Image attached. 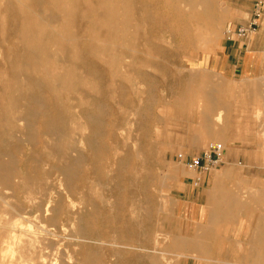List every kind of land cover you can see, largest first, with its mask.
<instances>
[{"label": "rangeland", "instance_id": "1", "mask_svg": "<svg viewBox=\"0 0 264 264\" xmlns=\"http://www.w3.org/2000/svg\"><path fill=\"white\" fill-rule=\"evenodd\" d=\"M148 1L149 0H95L94 3V0H0V106H2L0 107V166L6 167L5 169L11 171L10 184H6L0 174V202L1 200L3 201L1 202L2 206L0 205V241H2L0 242V264H27V260H29V264H43L40 256L42 254L47 255L50 250L49 248H45L44 235L46 233L41 230L42 227L48 228L51 230V233L56 231L62 232L60 233V235H62L60 237H62L64 242L60 247L63 248L61 249L62 252H64V258L68 259L67 255L74 253L71 254L73 259L70 264H78L76 258L78 259L77 250H79V248L77 247H79L78 245L82 241L78 230L81 222V211L84 209L82 202H86V200L89 208H92L88 205L89 203L93 202L92 204H95V207H93V217L95 216V219L98 221L100 234L104 232L105 235H109L105 236L104 233H102V236H100L103 240H99V233L97 236L92 232H88L87 234L92 237V239L91 237L88 239L90 240L89 244H92L90 248L87 247L89 250L94 249V246L100 243L96 245L95 248L101 253V259L98 264H113V262H118L116 264H143L144 262V264H151L150 257H155L159 262L161 261L162 264H166V262L161 259V254L158 252L156 253V245L154 244V237L156 235L167 236L168 240H171V242L176 240L174 247H168L167 249V244L170 243L168 241L166 245L161 244L159 247L157 246L159 249L158 251L165 252V256L172 261L177 260V264H185L192 256L197 257V255L195 253L192 254L190 250L191 234L193 233L194 236L196 235L197 224L190 221L192 209L189 206L190 203L181 202L176 196V189L179 186V182L182 180L183 171L188 170L179 162L177 154L183 152L187 155H201L210 143L218 142L226 147L227 138H230L231 145L243 153L244 161L242 165L253 167L256 172L258 171L260 173L258 177L260 178L261 192L263 194L261 208L263 211L261 210V212L264 216V78L232 80L226 78L214 68L209 67V61L215 58L221 50L223 40L225 38L228 39L225 34L226 26L229 23L240 25L236 21L237 18L236 15H234L232 7L237 0H219L218 5L224 10H222L223 21L221 20L219 24V27L220 25L222 27H220L221 30L218 29L215 36L204 31L201 35L196 33L191 39L181 38V34L172 26L171 17L164 6L165 0H160V2L158 0H152V5L150 4L151 2ZM149 14L159 16V19H162L160 20L161 23L159 24V21L152 20L148 16ZM253 18L252 10V16L248 23H250ZM163 21L166 22L163 23ZM261 22L262 20L259 22L260 25ZM148 40L151 42V47ZM25 47L27 48L25 49ZM160 47L161 49L165 48L161 50ZM10 48H12V50ZM156 52H158L159 55H157L158 53L156 54ZM136 71L137 73H135ZM184 85H186V87ZM180 90H184L182 91L183 93ZM88 92L91 94H89L87 98L85 95L86 93L88 95ZM93 97L94 99H92ZM51 98L54 99V101ZM37 104H40L42 107L37 106ZM95 104H99L100 106L97 107ZM29 106L33 108L32 110L34 112L31 113L27 119H24L26 110H28ZM57 106L60 109H58ZM101 107L103 108L99 109ZM56 109L60 111L57 112ZM218 109L219 112H222V115L224 114L220 122L221 124H216L215 121L216 114L219 113L217 112ZM53 110H55V112ZM14 111H17V113ZM44 111L49 113L45 114L43 113ZM99 111L102 114L99 113ZM54 113L55 115L58 114V117L55 116ZM88 113H90L89 116H87ZM44 115L46 117H44ZM97 115H99L98 118H96ZM6 117H8V119ZM60 117L65 119L63 120ZM90 117L96 118L97 120H92ZM45 119L50 121L53 120L52 124L55 123L54 127L56 130L60 127L58 129H63V132L58 130L51 134L52 136L46 133L49 135L47 136L45 134ZM10 120L14 122L10 123ZM32 120H34L33 125L30 124ZM89 120H91V122ZM24 121L27 122V126ZM92 121L97 125L94 126ZM34 122H36V125ZM37 122H40V124ZM40 125H43V128ZM20 126L23 127L21 128ZM7 127L9 129H7ZM220 128L223 129L220 130ZM64 129H67V132ZM77 131L79 134H77ZM27 134L29 136L35 134L34 136H30V139L34 138V140L31 139L28 141L27 139H29V136L25 138ZM57 134V138L60 140H57L58 142L56 141V144L54 139H57ZM61 134H64V136ZM94 134L99 136L96 138ZM42 135L44 137H42ZM209 135L210 137H208ZM85 136L90 140L88 138L85 139ZM100 136H107V139H105V137L102 139ZM74 138L75 141L72 140ZM35 139L39 141L34 142ZM25 141L28 142L26 143ZM60 141L66 143H61ZM83 141H85V143ZM114 141L117 142L118 145L115 144ZM50 144L51 146L53 145L52 148L49 146ZM17 145L20 147L19 150ZM66 146H68V149H66ZM128 146H131L130 149L127 148ZM80 147L81 149H79ZM87 147L91 148L90 152L87 150ZM96 147L99 153L94 149ZM105 147H107V149ZM32 149L35 150L33 151ZM77 149L81 150V153L79 150L76 152ZM104 149H106V152ZM59 150L62 151L59 152ZM37 151H39V153ZM94 152L96 154L98 153L100 156L98 154L96 155ZM55 153L57 154L55 155ZM92 154L95 155L93 156ZM97 156L99 163L98 160L95 159ZM134 159H136V161ZM12 160L14 162L18 161L14 164ZM76 160H78V162ZM18 162L20 164H17ZM74 163H78V165ZM67 165L72 166L71 172H73V175L69 177L70 179L67 177L68 180L65 177L66 174L63 172V167ZM9 166L13 167L10 169ZM74 168L77 169L78 173H81L77 174ZM35 171L39 173H34ZM12 173H15L16 176ZM88 173L91 175H88ZM114 173L117 174L115 175ZM35 174L37 175L35 176ZM12 177L15 180H13ZM52 178L54 180H52ZM77 178L80 179L78 180ZM63 179L64 182L73 189L67 187L68 185L66 186V184L62 182ZM79 181L82 182L79 183ZM56 183H59L60 187L57 186ZM40 184L43 187L39 186ZM8 185H10V188ZM13 186L15 189H13ZM79 187H81V190L77 189ZM26 188L28 194H26ZM8 189H10V191ZM20 189H22V191ZM68 189L73 193L76 192V194L73 195ZM57 190L63 194L57 193ZM123 190L126 191L124 192ZM23 191L26 192L25 195ZM33 192H35V195ZM113 192L114 194H112ZM54 193H57L58 196ZM249 193L250 191L246 192V195L248 196ZM50 194H52L53 197ZM65 194H67L68 197H74L75 200L72 198L71 200ZM77 195H82L79 196V198L83 197L82 199L85 200L83 201L81 199L80 201L79 198H75ZM32 197L33 199H31ZM49 198L51 200H49ZM17 199H20L19 202ZM39 200H41V202ZM68 200L71 202L69 203ZM6 201L7 203H5ZM96 201H99L98 204H96ZM8 203L10 206L7 205ZM113 203L115 204L113 205ZM124 205L130 207H125L127 208L126 212L124 211L125 208H123ZM41 206L43 207L41 208ZM106 206L108 207L106 208ZM118 207H120L119 210ZM12 208L16 209L17 212ZM29 211L30 213H28ZM135 211H137V213ZM139 211H141V213ZM15 212L20 214H15ZM11 214L13 218H11ZM23 216H25L26 219H24L25 217L23 218ZM84 217L85 221L90 224L93 223L91 215L85 213ZM18 219L19 221L17 222ZM37 219L39 220L37 221ZM2 221H4L5 224ZM131 221L133 222L131 223ZM139 221L141 224L138 223ZM41 224H43V226ZM105 226H107L106 229H104ZM27 227L30 230H28ZM31 229L35 230H32V232ZM119 229L123 230L120 231ZM7 232L8 235L6 236ZM123 232L124 234L122 235ZM149 233L152 234L150 235ZM12 234L14 236H12ZM25 234L27 236L35 234L36 236L31 235V237H29L31 239H29ZM73 235H75V237ZM128 235L131 236V239ZM119 236L132 240L131 242L133 245L132 247L130 246L132 249L125 248L124 245L123 247L122 245H115L114 238L119 239ZM142 236H144V239L147 238L146 240L148 242L146 240L144 241V239L141 238ZM107 237L109 238L107 239ZM169 237L171 239H169ZM139 238L143 242V245L146 247L148 246L146 250L149 252L145 251V249L144 252L142 249L140 250V248H138L141 242ZM11 239H13L12 242ZM14 239L17 241L16 243L13 242ZM31 240H34L35 243ZM39 242H41L42 245ZM223 242V246L215 247L213 254L208 256L209 260L207 264H239V256L244 252V245L236 240L230 239L223 240ZM8 244H10V247ZM11 245L14 247L12 250H10ZM115 247L121 250L118 256L112 255L113 250H116ZM13 250L16 251V253H13ZM122 251H124V253ZM129 252L130 255H128ZM108 256L112 258H108ZM128 256L130 258H128ZM29 257L30 259H25ZM117 257L120 259L118 260ZM203 258L206 259L207 255L203 256ZM218 259L220 260L218 261Z\"/></svg>", "mask_w": 264, "mask_h": 264}, {"label": "crops", "instance_id": "2", "mask_svg": "<svg viewBox=\"0 0 264 264\" xmlns=\"http://www.w3.org/2000/svg\"><path fill=\"white\" fill-rule=\"evenodd\" d=\"M257 2L264 5V0H237L234 3L232 7L238 24L246 25L249 22ZM209 67L232 80L264 78V13L260 27L250 41L225 38L217 56L209 61ZM243 161V153L227 138L220 166L200 175L183 171L176 196L181 202L190 203V221L197 224V233L195 236L192 233L190 240L191 253L197 257L192 256L185 264H207L209 258L204 259L203 256L213 254L215 247L223 246V240L229 239L245 247L239 256V264H264L260 173L253 167L243 166ZM199 177L201 180L195 185ZM247 191H250L248 196L245 195ZM220 205L229 209L221 210ZM209 238L210 241L213 239L211 245Z\"/></svg>", "mask_w": 264, "mask_h": 264}, {"label": "bare ground", "instance_id": "3", "mask_svg": "<svg viewBox=\"0 0 264 264\" xmlns=\"http://www.w3.org/2000/svg\"><path fill=\"white\" fill-rule=\"evenodd\" d=\"M138 1V0H137ZM151 3V5H152V0H149ZM148 1V2H149ZM159 2H160V0H158ZM223 1V0H222ZM136 2V1H135ZM156 2V1H155ZM94 3H95V0H94ZM134 3V2H133ZM141 3V2H140ZM83 4V3H82ZM136 4V3H135ZM146 4V3H145ZM149 4V5H150ZM155 4V3H154ZM219 0H165V4H164V6H165V8H166V10H167V12L169 13V15H170V17H171V24H172V26H174L176 29H177V32L178 33H180L181 34V38H185V39H191V38H193L194 37V35L196 34V33H198V35H201V34H203V32L205 31V32H207V33H209L210 35H213V36H215L216 34H217V31H218V29H220V27H221V25H220V27H219V24H220V22H221V20H222V10L223 9H221L220 7H219ZM39 5V4H38ZM40 6V5H39ZM160 6V5H159ZM17 7V6H16ZM16 7H15V9H16ZM34 7V6H33ZM42 7V6H41ZM144 7H145V5H144ZM153 7V6H152ZM151 7V8H152ZM222 7V6H221ZM156 8V7H155ZM160 8V7H159ZM147 9H148V7H147ZM153 9V8H152ZM36 10V9H35ZM138 10V9H137ZM141 10V9H140ZM150 10V9H149ZM159 10V9H158ZM161 10H162V8H161ZM41 11V10H40ZM142 11H143V9H142ZM155 11V10H154ZM224 11V10H223ZM156 12V11H155ZM160 12V11H159ZM162 12H164V11H162ZM161 12V13H162ZM18 13V12H17ZM80 13V12H79ZM136 13H137V11H136ZM157 13V12H156ZM139 14H140V12H139ZM145 14V13H144ZM155 14V13H154ZM158 14V13H157ZM99 15V14H98ZM146 15V14H145ZM163 15V14H162ZM101 16H102V14H101ZM152 20H155V21H159L158 23L160 24L161 23V21L160 20H162V19H159V16H153V14H149L148 15ZM79 17V16H78ZM100 17V16H99ZM145 17V16H144ZM148 18V17H147ZM161 18V17H160ZM166 18V17H165ZM164 18V19H165ZM60 20H61V18H60ZM141 20V19H140ZM148 20V19H147ZM166 20V19H165ZM54 21V20H53ZM86 21V20H85ZM154 21V22H155ZM167 21V20H166ZM166 21H163V23L164 22H166ZM223 21V20H222ZM57 22V21H56ZM139 22V21H138ZM153 22V23H154ZM143 23V22H142ZM162 23V24H163ZM223 23V22H222ZM150 24H151V22H150ZM154 25V24H153ZM50 26V25H49ZM155 26V25H154ZM223 26V25H222ZM85 27V26H84ZM158 27V26H157ZM83 28V27H82ZM81 28V29H82ZM222 28V27H221ZM156 29V28H155ZM158 29H159V27H158ZM221 30V29H220ZM84 31V30H83ZM155 31V30H154ZM38 32V31H37ZM105 32V31H104ZM142 32V31H141ZM153 32V31H152ZM158 32V31H157ZM176 32V31H175ZM176 32V33H177ZM148 33V32H147ZM156 33V32H155ZM160 33V32H159ZM150 34V33H149ZM81 35H82V33H81ZM157 35V34H156ZM104 36V35H103ZM154 36V35H153ZM18 37V36H17ZM20 37V36H19ZM205 37V36H204ZM156 38V37H155ZM206 38V37H205ZM21 39V38H20ZM139 39H140V37H139ZM145 39V38H144ZM149 40H151V39H149ZM149 40H148V42H149ZM85 41V40H84ZM89 41V40H88ZM83 42V41H82ZM138 42V41H137ZM153 42V41H152ZM86 43V42H85ZM140 43V42H139ZM150 43V47H151V42H149ZM158 43V42H157ZM142 44H143V42H142ZM154 44V43H153ZM160 44V43H159ZM163 44V43H162ZM87 45V44H86ZM131 45V44H130ZM129 45V46H130ZM148 45V44H147ZM4 46V45H3ZM81 46H82V44H81ZM138 46H139V44H138ZM1 47V46H0ZM84 47H85V45H84ZM148 47H149V45H148ZM158 47V46H157ZM156 47V48H157ZM27 47H25V49H26ZM82 48H83V46H82ZM87 48V47H86ZM94 48V47H93ZM140 48V47H139ZM154 48V47H153ZM165 48V47H164ZM164 48H162V49H164ZM11 50H12V48H10ZM160 49H161V47H160ZM161 49V50H162ZM5 50H7V49H5ZM46 50H47V48H46ZM85 50V49H84ZM89 50V49H88ZM145 50V49H144ZM159 50V49H158ZM118 51V50H117ZM143 51V50H142ZM8 52V51H7ZM6 52V53H7ZM46 52V51H45ZM84 52V51H83ZM125 52V51H124ZM144 52V51H143ZM160 52V51H159ZM12 53V52H11ZM158 52H156V54H157ZM8 54V53H7ZM141 55V54H140ZM157 55H159V53L157 54ZM130 56V55H129ZM144 56V55H143ZM142 56V57H143ZM128 57V56H127ZM22 58V57H21ZM91 58V57H90ZM141 59V58H140ZM97 61V60H96ZM134 62V61H133ZM139 62V61H138ZM137 62V63H138ZM156 62V61H155ZM99 63V62H98ZM153 64H154V61H153ZM152 64V65H153ZM77 65V64H76ZM127 66V65H126ZM125 66V67H126ZM155 66V65H154ZM102 67V66H101ZM105 68V67H104ZM108 69V68H107ZM78 70V69H77ZM101 70V69H100ZM132 70H134V69H132ZM139 70V69H138ZM109 71V70H108ZM135 71V70H134ZM143 71H144V69H143ZM95 72V71H94ZM107 72V71H106ZM135 73H137V71L135 72ZM145 73H147V72H145ZM94 74V73H93ZM101 74V73H100ZM104 74H106V73H104ZM140 74V73H139ZM141 74H143V73H141ZM98 75V74H97ZM96 75V76H97ZM102 75V74H101ZM107 75V74H106ZM105 75V76H106ZM92 76V75H91ZM144 76H145V74H144ZM143 76V77H144ZM98 77V76H97ZM96 77V78H97ZM101 78V77H100ZM108 78H109V74H108ZM188 78V77H187ZM41 79V78H40ZM97 79H99V78H97ZM184 79V78H183ZM45 80H47V79H45ZM199 80V79H198ZM100 81V80H99ZM106 81V80H105ZM108 81H109V79H108ZM111 81V80H110ZM183 81H185V80H183ZM187 81V80H186ZM107 82V81H106ZM124 83V82H123ZM77 84V83H76ZM103 84V83H102ZM106 84V83H105ZM125 84H127V83H125ZM79 85H80V83H79ZM72 86V85H71ZM104 86V85H103ZM185 87H186V85H184ZM118 87V86H117ZM125 88V87H124ZM80 89H81V87H80ZM79 89V90H80ZM104 89V88H103ZM71 90H72V88H71ZM215 90V89H214ZM179 91V90H178ZM178 91H177V93H178ZM181 91V90H180ZM182 91H184V90H182ZM181 91V92H182ZM86 92V91H85ZM124 92V91H123ZM218 92V91H217ZM250 92V91H249ZM103 93V92H102ZM183 93V92H182ZM213 93V92H212ZM214 93H216V92H214ZM50 94V93H49ZM89 94H91V93H89L88 92V95H87V93H86V95H85V97L87 96V98H88V96H89ZM122 94V93H121ZM251 94V93H250ZM107 95V94H106ZM24 96V95H23ZM93 96V95H92ZM213 96V95H212ZM85 97H83V98H85ZM94 97H95V95H94ZM94 97L92 98V99H94ZM127 97V96H126ZM99 98V97H98ZM215 98V97H214ZM217 98V97H216ZM52 99V98H51ZM125 99V98H124ZM26 100V99H25ZM49 100V99H48ZM53 101H54V99H52ZM214 100V99H213ZM218 100V99H217ZM217 100H216V102H217ZM53 101H51V102H53ZM93 101V100H92ZM96 101H98V100H96ZM125 101V100H124ZM219 101V100H218ZM26 102V101H25ZM35 102H36V100H35ZM46 102V101H45ZM126 102H127V100H126ZM215 102V101H214ZM27 103V102H26ZM25 103V104H26ZM29 103V102H28ZM38 103V102H37ZM40 103H42V102H40ZM102 103V102H101ZM129 103V102H128ZM1 104V103H0ZM54 104V103H53ZM103 104V103H102ZM216 104V103H215ZM27 105V104H26ZM30 105H32V104H30ZM34 105H36V104H34ZM92 105V104H91ZM94 105V104H93ZM128 105V104H127ZM219 105V104H218ZM221 105H222V103H221ZM37 106H39V107H42L40 104H37ZM48 106V105H47ZM47 106H46V108H47ZM95 106H100L99 104H95ZM216 106V105H215ZM0 107H2V106H0ZM21 107H23V106H21ZM33 107H35V106H33ZM54 107H55V105H54ZM75 107V106H74ZM217 107V106H216ZM15 108V107H14ZM57 108L58 109H60L58 106H57ZM63 108V107H62ZM83 108H86V107H83ZM82 108V109H83ZM103 107H101V108H99V109H102ZM106 108V107H105ZM104 108V109H105ZM21 109V108H20ZM25 109V108H24ZM33 108L31 107V106H29V108H28V110H26V113H25V110H24V113L26 114L25 115V118L24 119H27L28 118V116L29 115H31V113H33L34 111L32 110ZM42 109V108H41ZM98 109V108H97ZM98 109V110H99ZM222 109H224V108H222ZM19 110V109H18ZM46 110V109H45ZM86 110V109H85ZM97 110V111H98ZM42 111V110H41ZM47 111H48V109H47ZM54 112H55V110H53ZM56 111H57V109H56ZM58 111H60V110H58ZM57 111V112H58ZM62 111V110H61ZM83 111V110H82ZM12 112H13V110H12ZM15 113H17V111H14ZM37 112V111H36ZM86 112V111H85ZM139 112V111H138ZM217 112H219V109H218V111ZM23 113V114H24ZM43 113H45V114H47V113H49V112H46V111H44ZM91 113V112H90ZM90 113H88L87 114V116H89L90 115ZM99 113H101L100 111H99ZM39 114V113H38ZM61 114V113H60ZM102 114V113H101ZM100 114V115H101ZM104 114V113H103ZM16 115V114H15ZM33 115V114H32ZM37 115V114H36ZM49 115V114H48ZM54 115H55V113H54ZM58 115V114H57ZM57 115H55V116H57ZM67 115V114H66ZM65 115V116H66ZM213 115V114H212ZM224 115V114H223ZM222 112L220 111L218 114H216V119H215V121H216V124H221L220 122H221V120H222ZM9 116V115H8ZM21 116H22V114H21ZM35 116V115H34ZM54 116V117H55ZM98 116L99 115H97V117L96 118H98ZM103 116V115H102ZM105 116V115H104ZM210 116V115H209ZM44 117H46L45 115H44ZM49 117V116H48ZM58 117V116H57ZM56 117V118H57ZM101 117V116H100ZM7 119H8V117H6ZM9 118H11V117H9ZM38 118V117H37ZM37 118H36V121H37ZM52 118V117H51ZM60 118H62L63 119V117H60ZM67 118V117H66ZM86 118H88V117H86ZM94 119L93 117H90V119H94L95 121L97 120V119ZM48 119V118H47ZM47 119H45L46 121H45V126H46V132H45V134L46 133H49L50 135L51 134H53V133H55L56 131H62L63 129H58V128H60V127H58L57 128V130H56V128L54 127L55 125V123H53L52 124V121H50V120H47ZM57 119H59V118H57ZM65 119V118H64ZM63 119V120H64ZM69 119V118H68ZM212 119V118H211ZM99 120V119H98ZM23 121V120H22ZM33 121L34 120H32L31 122L32 123H30V124H32L33 125ZM86 121H88V120H86ZM90 122H91V120H89ZM215 121H213V122H215ZM10 123H12V122H14L13 120H10L9 121ZM25 122V121H24ZM43 122V121H42ZM58 122V121H57ZM56 122V123H57ZM98 122V121H97ZM212 122V123H213ZM6 123H7V121H6ZM26 123L27 122H25V125H26ZM38 123V122H37ZM58 123H60V122H58ZM67 123V122H66ZM92 123H94L93 121H92ZM200 123V122H199ZM34 124L36 125V122H34ZM38 124H40V122L38 123ZM73 124V123H72ZM87 124H88V122H87ZM104 124V123H103ZM209 124V123H208ZM214 124V123H213ZM7 125V124H6ZM15 125V124H14ZM17 125H18V123H17ZM17 125H16V127H17ZM19 125H21V124H19ZM28 125V124H27ZM26 125V126H27ZM62 125V124H61ZM69 125V124H68ZM79 125V124H78ZM92 125V124H91ZM97 125V124H96ZM95 125V123H94V126H96ZM207 125V124H206ZM10 126V125H9ZM41 127L43 126V125H40ZM57 126H59V125H57ZM56 126V127H57ZM72 126V125H71ZM74 126V125H73ZM88 126H90V125H88ZM11 127V126H10ZM19 127V126H18ZM21 127V126H20ZM23 127V126H22ZM21 127V128H22ZM27 128H29V127H27ZM32 129H34L33 127H31ZM43 128V127H42ZM41 128V129H42ZM64 128V127H63ZM78 128V127H77ZM91 128V127H90ZM7 129H9L8 127H7ZM17 129V128H16ZM32 129H31V131H32ZM37 129V128H36ZM71 129V128H70ZM69 129V130H70ZM94 129H95V127H94ZM94 129H93V131H94ZM97 129V128H96ZM221 129H223V128H220V130ZM19 130V129H18ZM38 130V129H37ZM43 130V129H42ZM64 130H66V132H67V129H64ZM74 130V129H73ZM99 130V129H98ZM211 130V129H210ZM213 130V129H212ZM11 131V130H10ZM9 131V132H10ZM91 131H92V129H91ZM100 131V130H99ZM101 131H102V128H101ZM215 131V130H214ZM219 131V130H218ZM222 131H224V130H222ZM222 131H221V133H222ZM6 132V131H5ZM12 132V131H11ZM20 132V131H19ZM26 132V131H25ZM33 132V131H32ZM63 132V131H62ZM108 132V131H107ZM107 132H106V134H107ZM14 133H15V131H14ZM21 133H22V130H21ZM31 133V132H30ZM35 133V132H34ZM59 133V132H58ZM109 133V132H108ZM213 133V132H212ZM211 133V134H212ZM220 133V132H219ZM6 134V133H5ZM10 134V133H9ZM8 134V135H9ZM12 134V133H11ZM38 134V133H37ZM40 134H42V133H40ZM68 134V133H67ZM77 134H79L78 133V131H77ZM92 134V133H91ZM96 134H97V132H96ZM98 134H100V133H98ZM112 134V133H111ZM111 134H110V136H111ZM223 134V133H222ZM8 135H6V136H8ZM14 135V134H13ZM32 135V134H31ZM30 135V136H31ZM35 134H33L32 136H34ZM39 135V134H38ZM43 135H44V133H43ZM42 135V137H44ZM47 136H49L48 134H46ZM62 135V134H61ZM61 135H59V136H61ZM69 135V134H68ZM95 135V134H94ZM10 136V135H9ZM29 135L27 134V135H25V138L26 137H28ZM30 136H29V139H27L28 141L29 140H31V139H33L34 140V138H31L30 139ZM46 136V137H47ZM52 136V135H51ZM50 136V137H51ZM62 136H64V134L62 135ZM75 136V135H74ZM99 136V135H98ZM98 136H96L95 135V137L97 138ZM102 136V135H101ZM100 136V137H101ZM109 136V137H110ZM115 136V135H114ZM214 136V135H213ZM40 137H41V135H40ZM58 137V134L56 135V138ZM72 137V136H71ZM78 137H79V135H78ZM90 137V136H89ZM95 137H93V138H95ZM99 137V138H100ZM105 137V136H104ZM104 137H101L102 139L104 138ZM107 137V136H106ZM105 137V139H107ZM126 137V136H125ZM208 137H210V135L208 136ZM221 137H223V136H221ZM36 138V137H35ZM39 138V137H38ZM54 138V137H53ZM67 138V137H66ZM83 138V137H82ZM85 139L86 138H88V137H84ZM100 138V139H101ZM111 138V137H110ZM117 138V137H116ZM211 138H212V136H211ZM219 138V137H218ZM78 139H81V138H78ZM89 139V138H88ZM102 139H101V141H102ZM114 139V138H113ZM1 140V139H0ZM37 139H35V141L34 142H38L39 140H37ZM59 141L60 139H54V141H55V143H56V141ZM63 140V139H62ZM72 140H74L75 141V138L74 139H72ZM83 140V139H82ZM90 140V139H89ZM117 140V139H116ZM28 141H25L26 143L28 142ZM57 141V142H58ZM64 141H65V139H64ZM70 141H71V139H70ZM79 141V140H78ZM86 141H88V140H86ZM95 141V140H94ZM100 141V142H101ZM120 141V140H119ZM33 142V141H32ZM33 142V143H34ZM45 142V141H44ZM61 143L63 142V141H60ZM84 143H85V141H83ZM103 142V141H102ZM42 143V142H41ZM63 143H66V142H63ZM80 143H81V141H80ZM79 143V144H80ZM89 143V142H88ZM106 143V142H105ZM114 143L115 144H117V142H115L114 141ZM38 144V143H37ZM36 144V145H37ZM57 144V143H56ZM90 144V143H89ZM114 144V145H115ZM44 145V144H43ZM42 145V146H43ZM46 145V144H45ZM62 145V144H61ZM66 145V144H65ZM84 145H86V144H84ZM97 145H98V143H97ZM100 145V144H99ZM103 145V144H102ZM118 145V144H117ZM129 145V144H128ZM34 146V145H33ZM41 146V147H42ZM49 146H51V144L49 145ZM53 146V145H52ZM52 146H51V148H52ZM57 146V145H56ZM89 146V145H88ZM95 146H96V144H95ZM104 146V145H103ZM125 146V145H124ZM124 146H122V147H124ZM16 147V146H15ZM17 147H19L18 145H17ZM36 147V146H35ZM47 147V146H46ZM54 147H55V145H54ZM82 147V146H81ZM81 147L79 148V149H81ZM91 147V146H90ZM119 147H120V145H119ZM131 147V146H130ZM130 147L128 146L127 148H129L130 149ZM32 148H34V147H32ZM47 148H49V147H47ZM57 148V147H56ZM60 148V147H59ZM64 148V147H63ZM63 148H62V150H63ZM88 148V147H87ZM92 148V147H91ZM91 148H88L87 150H89V152H90V149ZM101 148V147H100ZM106 149H107V147H105ZM121 148V147H120ZM119 148V149H120ZM126 148V147H125ZM126 148V149H127ZM263 148V147H262ZM20 149V147L18 148V150ZM40 149H43V148H40ZM39 149V150H40ZM50 149V148H49ZM66 149H68V146H66ZM71 149H72V147H71ZM79 149H77V151L76 152H78V150ZM95 150L97 149V147L96 148H94ZM106 149H104V151L106 152ZM118 149V148H117ZM117 149H115V150H117ZM124 149V148H123ZM125 149V150H126ZM17 150V149H16ZM33 150V149H32ZM35 150V149H34ZM33 150V151H34ZM61 150V151H62ZM75 150V149H74ZM73 150V151H74ZM93 150V149H92ZM101 150V149H100ZM113 150V149H112ZM43 151V150H42ZM53 151V150H52ZM60 150H59V152H61ZM64 151V150H63ZM68 151H70V150H68ZM80 151V153H81V150H79ZM97 151V150H96ZM114 151V150H113ZM113 151H112V153H113ZM119 151V150H118ZM117 151V152H118ZM132 151V150H131ZM130 151V152H131ZM38 153H39V151H37ZM44 152V151H43ZM98 152V151H97ZM108 152V151H107ZM116 152V153H117ZM129 152V153H130ZM10 153V152H9ZM8 153V154H9ZM54 153V152H53ZM65 153V152H64ZM68 153H70V152H68ZM68 153H67V155H68ZM72 153H75V152H72ZM80 153H79V155H80ZM83 153V152H82ZM92 153V152H91ZM95 153V152H94ZM99 153V152H98ZM97 153V154H98ZM101 153H103L102 151H101ZM109 153V152H108ZM115 153V154H116ZM1 154V153H0ZM4 154V153H3ZM57 153H55V155H56ZM59 154V153H58ZM66 154V153H65ZM96 154V153H95ZM95 154H92L93 156L95 155ZM96 154V155H97ZM106 154V153H105ZM114 154V153H113ZM134 154V153H133ZM11 155H12V153H11ZM43 155V154H42ZM46 155V154H45ZM62 155V154H61ZM70 155V154H69ZM77 155H78V153H77ZM76 155V156H77ZM83 155V154H82ZM82 155H81V157H82ZM91 155V156H92ZM99 155V154H98ZM103 155H104V153H103ZM108 155V154H107ZM106 155V156H107ZM126 155V154H125ZM4 156L6 157V155L4 154ZM13 156V155H12ZM84 156V155H83ZM100 156V155H99ZM109 156H110V154H109ZM113 156V155H112ZM127 156V155H126ZM133 156V155H132ZM131 156V157H132ZM45 157H47V156H45ZM74 157V156H73ZM4 158V157H3ZM8 158H9V156H8ZM78 158V157H77ZM79 158H80V156H79ZM93 158V157H92ZM95 158V157H94ZM98 158V156L95 158V159H97ZM102 158V157H101ZM110 158V157H109ZM114 158V157H113ZM112 158V159H113ZM119 158V157H118ZM134 158V157H133ZM132 158V159H133ZM75 159H76V157H75ZM81 159V158H80ZM80 159H78V160H80ZM105 159V158H104ZM33 160H34V158H33ZM63 160H64V158H63ZM74 160V159H73ZM78 160H76L77 162H78ZM82 160V159H81ZM98 160V159H97ZM107 160V159H106ZM123 160V159H122ZM135 161H136V159H134ZM13 161V160H12ZM18 161V160H17ZM16 161V162H17ZM75 161V162H76ZM121 161V160H120ZM130 161V160H129ZM138 161V160H137ZM14 162V161H13ZM16 162H14V164H16ZM132 162V161H131ZM142 162V161H141ZM79 163H80V161H79ZM97 163V162H96ZM98 163H99V160H98ZM116 163H117V161H116ZM115 163V164H116ZM133 163V162H132ZM136 163V162H135ZM139 163V162H138ZM17 164H20L19 162L17 163ZM61 164V163H60ZM75 164V163H74ZM77 165H78V163H76ZM75 164V165H76ZM111 164V163H110ZM81 165V164H80ZM103 165V164H102ZM137 165H139V164H137ZM141 165V164H140ZM146 165V164H145ZM17 167H20V166H18V165H16ZM61 166V165H60ZM83 166V165H82ZM81 166V167H82ZM99 166V165H98ZM113 166V165H112ZM10 167V166H9ZM13 167V166H12ZM12 167H10V169L12 168ZM55 167H56V165H55ZM116 167V166H115ZM6 167H3V166H0V174H1V176H2V178H3V180H4V182L7 184H10V176H11V171L10 170H7V169H5ZM22 168V167H21ZM25 168V167H24ZM57 168V167H56ZM55 168V169H56ZM71 168H72V166H65V167H63V172L66 174V178L68 177H70V176H72L73 174V172H71L72 170H71ZM79 168H80V166H79ZM112 168V167H111ZM117 168V167H116ZM123 168V167H122ZM58 169V168H57ZM60 169V168H59ZM147 169V168H146ZM23 170V169H22ZM27 170H29V169H27ZM31 170V169H30ZM74 170L77 172V174H80V173H78V171H77V169H75L74 168ZM98 170V169H97ZM114 170V169H113ZM116 170V169H115ZM135 170V169H134ZM15 171H16V169H15ZM60 171V170H59ZM112 171V170H111ZM127 171V170H126ZM126 171H125V173H126ZM137 171H138V169H137ZM136 171V172H137ZM145 171V170H144ZM144 171H142V172H144ZM27 172V171H26ZM32 172V171H31ZM53 172V171H52ZM96 172V171H95ZM120 172V171H119ZM141 172V173H142ZM146 172V171H145ZM17 173V172H16ZM28 173V172H27ZM34 173H39V172H34ZM33 173V174H34ZM57 173V172H56ZM84 173V172H83ZM110 173V172H109ZM140 173V174H141ZM12 174H14L15 175V173H12ZM18 174V173H17ZM24 174V173H23ZM32 174V173H31ZM63 174V173H62ZM76 174V175H77ZM90 173H88V175H89ZM105 174V173H104ZM115 175L117 174V173H114ZM124 174V173H123ZM133 174V173H132ZM144 174V173H143ZM37 174H35V176H36ZM48 175V174H47ZM51 175H53V174H51ZM50 175V176H51ZM58 175V174H57ZM82 175V174H81ZM91 175V174H90ZM95 175H96V173H95ZM107 175V174H106ZM119 175V174H118ZM16 176V175H15ZM23 176V175H22ZM61 176V175H60ZM59 176V177H60ZM63 176V175H62ZM83 176V175H82ZM99 176V175H98ZM102 176V175H101ZM111 176V175H110ZM59 177H58V179H59ZM77 177V176H76ZM76 177H74V178H76ZM79 177V176H78ZM81 177V176H80ZM85 177V176H84ZM92 177H93V175H92ZM95 177V176H94ZM112 177V176H111ZM141 177V176H140ZM14 178H16V177H14ZM29 178V177H28ZM39 178H40V175H39ZM66 178H65V181H66ZM68 178H67V180H68ZM103 178V177H102ZM115 178V177H114ZM118 178V177H117ZM120 178V177H119ZM149 178V177H148ZM12 179H13V177H12ZM56 179V178H55ZM70 179V178H69ZM78 179V178H77ZM80 179V178H79ZM78 179V180H79ZM83 179V178H82ZM107 179V178H106ZM116 179V178H115ZM13 180H15V179H13ZM22 180V179H21ZM52 180H54L53 178H52ZM57 180V179H56ZM55 180V181H56ZM71 180H72V177H71ZM70 180V181H71ZM95 180V179H94ZM85 181V180H84ZM113 181V180H112ZM14 182V181H13ZM15 182H17V181H15ZM62 182H64V179H63V181ZM68 182V181H67ZM80 182H82V181H79V183ZM103 182V181H102ZM31 183V182H30ZM42 183V182H41ZM44 183H46V182H44ZM65 184H66V186L68 185L66 182H64ZM69 183V182H68ZM71 183V182H70ZM5 184V185H6ZM33 184V183H32ZM37 184H39V183H37ZM57 184V183H56ZM73 184V183H72ZM82 184V183H81ZM12 185V184H11ZM22 185V184H21ZM62 185V184H61ZM74 185H75V187H76V184L74 183ZM83 185V184H82ZM10 185H8V187H9ZM17 186V185H16ZM39 186H42L41 184L39 185ZM39 186H37V187H39ZM57 186H59V183L57 184ZM77 186H78V184H77ZM88 186H89V184H88ZM87 186V187H88ZM90 186H91V184H90ZM99 186V185H98ZM18 187V186H17ZM16 187V188H17ZM43 187V186H42ZM45 187H46V185H45ZM60 187V186H59ZM67 187H70L69 185L67 186ZM74 187V188H75ZM82 187V186H81ZM81 187H79V188H77V189H79V190H81ZM84 187V186H83ZM94 187V186H93ZM105 187V186H104ZM103 187V188H104ZM10 188V187H9ZM12 188V187H11ZM18 188H20V187H18ZM22 188V187H21ZM40 188V187H39ZM49 188V187H48ZM52 188V187H51ZM50 188V189H51ZM55 188H57V187H55ZM71 189H73L72 187H70ZM69 188V189H70ZM13 189H15L14 188V186H13ZM29 189V188H28ZM47 189V188H46ZM50 189H48V190H50ZM54 189V188H53ZM63 189V188H62ZM67 189V188H66ZM68 189V190H69ZM84 189H86V188H84ZM88 189V188H87ZM101 189V188H100ZM9 191H10V189H8ZM21 191H22V189H20ZM26 190H27V188H26ZM25 190V191H26ZM37 190V189H36ZM55 190V189H54ZM59 190V189H58ZM58 190H57V193H60V192H58ZM74 190H76V189H74ZM105 190V189H104ZM17 191V190H16ZM18 191H19V189H18ZM35 191V190H34ZM41 191H42V189H41ZM60 191H61V189H60ZM67 191V190H66ZM69 191H71V190H69ZM76 191H78V190H76ZM85 191V190H84ZM87 191V190H86ZM108 191V190H107ZM106 191V192H107ZM110 191H112V190H110ZM124 191V190H123ZM126 191V190H125ZM124 191V192H125ZM226 191V190H225ZM253 191V190H252ZM24 192V191H23ZM36 192V191H35ZM35 192H33L34 193V195H35ZM51 192V191H50ZM65 192V191H64ZM72 192V191H71ZM88 192V191H87ZM248 192V191H247ZM257 192V191H256ZM19 193V192H18ZM25 193L26 192H24V195H25ZM33 193H31V194H33ZM47 193V192H46ZM49 193V192H48ZM57 193H54V194H56L57 196H58V194ZM73 193V192H72ZM104 193V192H103ZM108 193V192H107ZM121 193H122V191H121ZM15 194V193H14ZM22 194V193H21ZM26 194H28V190H27V193ZM60 194H63L62 192L60 193ZM70 194V193H69ZM74 194H76V192L75 193H73V195ZM79 194H81V193H79ZM85 194V193H84ZM84 194H83V196H84ZM88 194V193H87ZM112 194H114V192L112 193ZM118 194V193H117ZM255 194V193H254ZM11 195V194H10ZM20 195V194H19ZM37 195H39V194H37ZM50 195H52V194H50ZM50 195H47V196H50ZM66 196H67V194H65ZM64 195V196H65ZM71 195V194H70ZM69 195V196H70ZM86 195V194H85ZM90 195H92V194H90ZM116 195V194H115ZM115 195H113V196H115ZM119 195V194H118ZM246 195V194H245ZM9 196V195H8ZM15 196V195H14ZM78 196V195H77ZM75 197V198H79V196H82V195H79L78 197ZM127 196H128V194H127ZM1 197V196H0ZM20 197V196H19ZM24 197V196H23ZM36 197V196H35ZM52 197H53V195H52ZM60 197H61V195H60ZM68 197V196H67ZM86 197V196H85ZM88 197H89V195H88ZM112 197V196H111ZM116 197V196H115ZM121 197V196H120ZM15 198V197H14ZM44 198V197H43ZM55 198H57V197H55ZM66 198V197H65ZM68 198H72V197H68ZM83 197H81V198H79L80 199V201H81V199H82ZM94 198V197H93ZM2 199V198H1ZM4 199V198H3ZM23 199V198H22ZM26 199V198H25ZM30 199V198H29ZM29 199H27V200H29ZM31 199H33V197L31 198ZM37 199V198H36ZM54 199V198H53ZM58 199V198H57ZM69 199V200H70ZM73 200H75L74 199V197L72 198ZM71 199V200H72ZM89 199V198H88ZM131 199V198H130ZM129 199V200H130ZM18 200V199H17ZM20 200V199H19ZM19 200H18V202H19ZM35 200V199H34ZM49 200H51L50 198H49ZM64 200V199H63ZM62 200V201H63ZM68 200V201H69ZM78 200V199H77ZM76 200V201H77ZM83 200V199H82ZM85 200V199H84ZM83 200V201H84ZM93 200V199H92ZM109 200V199H108ZM107 200V201H108ZM210 200V199H209ZM212 200V199H211ZM36 201V200H35ZM40 202H41V200H39ZM56 201V200H55ZM75 201V202H76ZM113 201V200H112ZM121 201H123V200H121ZM126 201V200H125ZM135 201V200H134ZM1 202H3L2 200H1ZM1 202H0V205H1ZM28 202V201H27ZM32 202H34V201H32ZM37 202V201H36ZM51 202V201H50ZM66 202H67V200H66ZM71 201H69V203H70ZM86 202H87V200H86ZM85 201L84 202H82V204H83V210L81 211L82 212V214H81V222H80V227H79V230H78V233H79V235H80V237L82 238V241H81V243L78 245L79 247H77V248H79V250H77L78 251V259L76 258V260H77V263L78 264H98L99 262H100V257H101V253H100V251L98 250V249H95L96 248V245H98V244H100V243H97L94 247V249H88L87 247H89L90 248V246L92 245H90L89 244V241L90 240H88L91 236H88L87 234H88V232H92L93 234H96V236L98 235V233H99V235H98V239L99 240H103V238H101V234L102 233H104V232H102L101 234H100V230L98 229L99 227H98V221H97V219H95V216L93 217V207H95V204H92V203H89L88 205H90V207H92V208H89V206H87V203H86ZM90 202V201H89ZM97 202V201H96ZM99 202V201H98ZM98 202L96 203V204H98ZM127 202H128V200H127ZM130 202V201H129ZM132 203H134L133 201H131ZM136 202V201H135ZM5 203H7V201L5 202ZM23 203V202H22ZM25 203V202H24ZM55 203V202H54ZM62 203H64V202H62ZM73 203V202H72ZM79 203V202H78ZM137 203V202H136ZM212 203V202H211ZM48 204V203H47ZM52 204V203H51ZM115 203H113V205H114ZM128 204V203H127ZM209 204H210V201H209ZM256 204V203H255ZM7 205H9V203L7 204ZM24 205V204H23ZM28 205V204H27ZM54 205V204H53ZM58 205V204H57ZM57 205H56V208H57ZM60 205V204H59ZM63 205V204H62ZM105 205V204H104ZM113 205H112V207H113ZM116 205H118V206H120L119 204H116ZM129 205H130V203H129ZM133 205V204H132ZM136 205V204H135ZM2 206V205H1ZM10 206V205H9ZM36 206H37V204H36ZM38 206H40V205H38ZM77 206V205H76ZM110 206V205H109ZM127 205H124V207L123 208H125ZM134 206V205H133ZM207 206H208V204H207ZM11 207H12V205H11ZM24 207V206H23ZM30 207L32 208V206L30 205ZM43 206H41V208H42ZM46 207V206H45ZM44 207V208H45ZM108 206H106V208H107ZM127 207H129V206H127ZM149 207V206H148ZM147 207V208H148ZM258 207H260L259 205H258ZM36 208V207H35ZM79 208V207H78ZM111 208V207H110ZM122 208V207H121ZM130 208V207H129ZM140 208V207H139ZM142 208V207H141ZM152 208V207H151ZM150 208V209H151ZM212 208V207H211ZM12 209H14V208H12ZM46 209V208H45ZM62 209H63V207H62ZM115 209V208H114ZM120 209V207H118V210ZM126 209L127 208H125V212H126ZM219 209H221V210H228L229 209V207L228 206H221L220 205V207H219ZM218 209V210H219ZM260 209V208H259ZM264 209V208H263ZM33 210V209H32ZM47 210V209H46ZM51 210V209H50ZM68 210H69V208H68ZM107 210V209H106ZM122 210V209H121ZM128 210H130V209H128ZM132 210V209H131ZM262 210V209H261ZM14 211H16L17 212V210L16 209H14ZM20 211V210H19ZM43 211V210H42ZM45 211V210H44ZM48 211H49V209H48ZM64 211H66V210H64ZM134 211V210H133ZM132 211V212H133ZM263 211V210H262ZM15 212V214H18V213H16ZM33 212V211H32ZM51 212V211H50ZM58 212V211H57ZM63 212V211H62ZM121 212V211H120ZM136 213H137V211H135ZM134 212V213H135ZM140 213H141V211H139ZM144 212V211H143ZM26 213H27V210H26ZM28 213H30V211L28 212ZM45 213V212H44ZM43 213V214H44ZM61 213V212H60ZM85 213H88L89 215H91L92 216V222L93 223H88L87 221H85L84 219H85V217H84V214ZM117 213V212H116ZM122 213V212H121ZM130 213V212H129ZM252 213V212H251ZM14 214V213H13ZM20 214V213H19ZM18 214V215H19ZM40 214V213H39ZM47 214H49V213H47ZM52 214V213H51ZM50 214V215H51ZM108 214V213H107ZM122 214H124V213H122ZM127 214V213H126ZM125 214V215H126ZM218 214V213H217ZM26 215H28V214H26ZM31 215V214H30ZM49 215V216H50ZM57 215V214H56ZM55 215V216H56ZM114 215V214H113ZM113 215H112V217H113ZM121 215V214H120ZM11 216H12V214H11ZM41 216V215H40ZM39 216V217H40ZM79 216V215H78ZM127 216H128V214H127ZM130 216V215H129ZM22 217V216H21ZM25 216H23V218H24ZM37 217H38V215H37ZM44 217V216H43ZM51 217V216H50ZM66 217V216H65ZM111 217V216H110ZM116 217V216H115ZM135 217V216H134ZM11 218H13V216L11 217ZM20 218V217H19ZM78 218V217H77ZM118 218H119V216H118ZM138 218V217H137ZM137 218H135V219H137ZM214 218V217H213ZM263 218V217H262ZM24 219H26V217L24 218ZM35 219V218H34ZM48 219V218H47ZM63 219V218H62ZM76 219V218H75ZM74 219V220H75ZM86 219H88V218H86ZM102 219V218H101ZM108 219V218H107ZM106 219V220H107ZM132 219H133V217H132ZM134 219V220H135ZM140 219V218H139ZM3 220V219H2ZM22 220V219H21ZM28 220H29V218H28ZM36 220V219H35ZM39 219H37V221H38ZM72 220V219H71ZM73 220V221H74ZM125 220V219H124ZM133 220V221H134ZM150 220H151V218H150ZM212 220V219H211ZM5 221V220H4ZM4 221H2L4 224H5V222ZM19 221V219L17 220V222ZM25 221V220H24ZM47 221H49V220H47ZM116 221V220H115ZM120 221V220H119ZM130 221V220H129ZM133 221H131V223L133 222ZM143 221V220H142ZM14 222H16V221H14ZM50 222V221H49ZM49 222H47V223H49ZM60 222H61V220H60ZM104 222V221H103ZM107 222H108V220H107ZM121 222H123V221H121ZM21 223V222H20ZM19 223V224H20ZM30 223V222H29ZM36 223H39V222H36ZM52 223H54V222H52ZM51 223V224H52ZM71 223V222H70ZM76 223V222H75ZM111 223V222H110ZM113 223V222H112ZM115 223V222H114ZM119 223V222H118ZM130 223V224H131ZM136 223V222H135ZM138 223H140V221L138 222ZM143 223V222H142ZM14 224H16V223H14ZM26 224V223H25ZM28 224V223H27ZM44 224V223H43ZM43 224H41L42 226H43ZM123 224V223H122ZM141 224V223H140ZM13 225V224H12ZM52 225H54V224H52ZM61 225V224H60ZM60 225H59V227H60ZM108 225V224H107ZM121 225V224H120ZM134 225V224H133ZM213 225V224H212ZM215 225V224H214ZM6 226V225H5ZM35 226V225H34ZM50 226V225H49ZM49 226H47V227H49ZM64 226H65V224H64ZM69 226V225H68ZM112 226V225H111ZM129 226V225H128ZM131 226V225H130ZM13 227V226H12ZM30 228H33V227H31V226H29ZM37 227V226H36ZM35 227V228H36ZM40 227V226H39ZM46 227V226H45ZM106 227L107 226H105V228L104 229H106ZM114 227H115V225H114ZM139 227V226H138ZM1 228H3V227H1ZM19 228V227H18ZM20 228H21V226H20ZM109 228H110V226H109ZM131 228V227H130ZM142 228H143V224H142ZM209 228H211V227H209ZM218 228V227H217ZM5 229V228H4ZM8 229V228H7ZM25 229V228H24ZM27 229L28 230H30L28 227H27ZM61 229V228H60ZM141 229V228H140ZM8 230H10V229H8ZM27 230V231H28ZM32 230H35V229H31V231ZM39 230V229H38ZM41 230H43L46 234L44 235L45 236V238H44V241H45V244H46V247L45 248H49V253L47 254V255H44V254H42L40 257H41V262L43 263V264H70V262L72 261V259H73V256L71 255V254H74V253H71V254H68L67 255V257H68V259H65L64 258V252H62V247H60L61 246V244L64 242L63 241V239H62V237H60V236H62V235H60V233H62L61 231L60 232H58V231H56V232H54V233H51V230H49L48 228H44V227H42V229ZM63 230V229H62ZM117 230H118V227H117ZM120 230V229H119ZM121 230H123V229H121ZM120 230V231H121ZM131 230H133V229H131ZM131 230H130V232H131ZM146 230H147V228H146ZM151 230V229H150ZM149 230V231H150ZM14 231H16V230H14ZM18 231V230H17ZM37 231V230H36ZM43 231H41V232H43ZM52 231H54V230H52ZM64 231V230H63ZM109 231V230H108ZM140 231V230H139ZM10 232V231H9ZM13 232V231H12ZM29 232V231H28ZM33 232V231H32ZM35 232V231H34ZM40 232V231H39ZM38 232V233H39ZM110 232V231H109ZM134 232V231H133ZM143 232V231H142ZM202 231H200V233H201ZM204 232V231H203ZM259 232H260V230H259ZM15 233V232H14ZM23 233V232H22ZM26 233V232H25ZM37 233V232H36ZM67 233H69V232H67ZM108 233V232H107ZM112 233H113V231H112ZM120 233V232H119ZM128 233H129V231H128ZM137 233V232H136ZM135 233V234H136ZM146 233V232H145ZM196 233H197V231H196ZM10 234V233H9ZM24 234V233H23ZM27 234V233H26ZM25 234V236H27ZM41 234H43V233H41ZM66 234V233H65ZM90 234V233H89ZM117 234V233H116ZM121 234V233H120ZM119 234V235H120ZM124 234V232L122 233V235ZM150 234V233H149ZM152 234V233H151ZM150 234V235H151ZM8 235V232H7V234H6V236ZM32 235V234H31ZM31 235L30 236H27V238H29V237H31ZM33 235H35V234H33ZM32 235V236H33ZM40 235V234H39ZM64 235V234H63ZM76 235V234H75ZM75 235H73L74 237H75ZM101 235V236H100ZM104 235H105V233H104ZM106 235H108V234H106ZM105 235V236H106ZM115 235V234H114ZM256 235V234H255ZM12 236H14L13 234H12ZM23 236V235H22ZM36 236V235H35ZM44 236H41V237H44ZM77 236V235H76ZM109 236V235H108ZM134 236V235H133ZM169 236V235H168ZM221 236V235H220ZM262 236V235H261ZM2 237V236H1ZM37 237H39V236H37ZM79 237V238H80ZM115 237V236H114ZM116 237H117V235H116ZM120 237V236H119ZM128 237L130 238L131 236H129L128 235ZM127 237V238H128ZM144 236H142L141 238H143ZM171 237V236H170ZM169 237V239H171ZM207 237V236H206ZM4 238V237H3ZM2 238V239H3ZM13 238V237H12ZM65 238V237H64ZM95 238V237H94ZM109 237H107V239H108ZM136 238V237H135ZM152 238V237H151ZM174 238V237H173ZM186 238V237H185ZM204 238V237H203ZM29 239H31V238H29ZM28 239V240H29ZM34 239V238H33ZM91 239H92V237H91ZM97 239V238H96ZM131 239V238H130ZM130 239H125L124 237H120L119 239H115L114 238V243H115V245H122V247H123V245L125 246V248H130V246L132 247V245H133V243L131 242L132 240H130ZM137 239V238H136ZM144 239V238H143ZM147 238H145L144 239V241L146 240ZM12 240L13 239H11V242H12ZM21 240V239H20ZM111 240H112V238H111ZM139 240H140V238H139ZM167 240V241H166ZM203 241H207V239L206 240H204V239H202ZM213 240V239H212ZM211 240V241H212ZM7 241V240H6ZM32 242H34V240H31ZM134 241H135V239H134ZM138 241V240H137ZM141 241V240H140ZM147 241V240H146ZM169 240H168V237L167 236H164V235H156L155 237H154V244L156 245V247H155V250H156V253L158 252L159 254H161V256H162V258L161 259H163L165 262H166V264H177L178 262H177V260L176 261H172L171 259H168V257H166L165 255H166V253L165 252H162V251H158L159 249H158V247H159V245H161V244H165L166 245V242H168ZM208 241H210V238H209V240ZM210 241V242H211ZM0 242H2V241H0ZM13 242H17V241H15V239H14V241ZM69 242H71V241H69ZM148 242V241H147ZM170 243L169 244H167V249H168V247L170 248V247H174L175 246V244H176V240L175 241H173V242H171V240L169 241ZM214 242V241H213ZM19 243H22V242H19ZM18 243V244H19ZM35 243V242H34ZM33 243V244H34ZM39 243H41V242H39ZM76 243V242H75ZM108 243H109V241H108ZM113 243V242H112ZM143 242L141 241L140 242V245L138 246V248H140V250L142 249L143 251H144V249H145V251H147L146 249H147V247L145 246V245H143L142 244ZM146 243V242H145ZM11 244V243H10ZM10 244H8L9 245V247H10ZM23 244V243H22ZM37 244V243H36ZM138 244V243H137ZM172 244H173V246H172ZM212 244V242L211 243H209V245H211ZM6 245V244H5ZM16 245V244H15ZM41 245H42V243H41ZM66 245V244H65ZM75 245V244H74ZM94 245V244H93ZM114 245V244H113ZM150 245V244H149ZM152 245V244H151ZM208 245V246H209ZM263 245H264V243H263ZM23 246V245H22ZM27 246H28V244H27ZM34 246V245H33ZM38 246V245H37ZM45 246V245H44ZM77 246V245H76ZM105 246V245H104ZM108 246V245H107ZM126 246H129V247H126ZM158 246V247H157ZM213 246V245H212ZM260 246V245H259ZM13 246L11 245V249L10 250H12V249H14V247L12 248ZM29 247V246H28ZM41 247H43V246H41ZM71 247H72V243H71ZM98 247V246H97ZM106 247V246H105ZM146 247V248H145ZM165 247V246H164ZM210 247V246H209ZM261 247V246H260ZM1 248V247H0ZM35 248V247H34ZM62 248V249H61ZM70 248V247H69ZM76 248V247H75ZM137 248V247H136ZM211 248V247H210ZM36 249V248H35ZM105 249V248H104ZM108 249V248H107ZM115 249H116V247H115ZM130 249H132V248H130ZM151 249V248H150ZM18 250V249H17ZM26 250V249H25ZM38 250V249H37ZM263 250V249H262ZM7 251V250H6ZM14 251V250H13ZM12 251V252H13ZM42 251V250H41ZM68 251H70V250H68ZM73 251H74V249H73ZM121 250L120 249H116V250H113V253H112V255L113 256H118L121 252H120ZM130 251V250H129ZM131 251H135V250H131ZM144 251V252H145ZM166 251H168V250H166ZM123 253H124V251H122ZM126 252H128V251H126ZM147 252H149V251H147ZM153 252V251H152ZM168 252H170V251H168ZM252 252V251H251ZM264 252V251H263ZM13 253H16V251H14ZM23 253V252H22ZM21 253V254H22ZM37 253H38V251H37ZM42 253V252H41ZM66 253V252H65ZM151 253V252H150ZM177 253H179V252H177ZM3 254H5V253H3ZM2 254V255H3ZM106 254V253H105ZM128 254V253H127ZM142 254H144V253H142ZM12 255H14V254H12ZM110 255V254H109ZM126 255V254H125ZM128 255H130V252H129V254ZM147 255V254H146ZM155 255V254H154ZM168 255V254H167ZM172 255V254H171ZM182 255V254H181ZM251 255L253 256L254 254H252L251 253ZM6 256V255H5ZM19 256H20V254H19ZM22 256H23V254H22ZM75 256H76V254H75ZM124 256V255H123ZM149 256H150V254H149ZM156 256V255H155ZM256 256V255H255ZM4 257V256H3ZM15 257V256H14ZM25 257V256H24ZM107 257V256H106ZM111 257V256H110ZM109 256H108V258H110ZM122 257V256H121ZM132 257V256H131ZM142 257V256H141ZM140 257V258H141ZM173 257V256H172ZM13 258V257H12ZM20 258V257H19ZM23 258V257H22ZM112 258V257H111ZM124 258V257H123ZM128 258H130L129 256H128ZM127 258V259H128ZM132 258H134V257H132ZM151 259H150V262H151V264H162L161 263V261L159 262V260L157 259V258H155V257H150ZM208 258V257H207ZM254 258V257H253ZM3 259V258H2ZM25 259H30V257L29 258H25ZM38 259V258H37ZM117 259H118V257H117ZM120 259V258H119ZM118 259V260H119ZM179 259V258H178ZM211 259H213V258H211ZM224 259V258H223ZM223 259H221V260H223ZM6 260H7V258H6ZM12 260V259H11ZM17 260H18V258H17ZM16 260V261H17ZM102 260H103V258H102ZM107 260V259H106ZM147 260V259H146ZM220 259H218V261H219ZM13 261V260H12ZM28 262H29V260H27ZM141 261H142V258H141ZM203 261V260H202ZM206 261H208V260H206ZM216 261V260H215ZM214 261V262H215ZM226 261V260H225ZM252 261V260H251ZM21 262V261H20ZM27 262V264H29ZM111 262V261H110ZM109 262V263H110ZM123 262H124V260H123ZM126 262H128V261H126ZM243 262V261H242ZM26 263V262H25ZM116 263H118V262H113V264H116ZM145 263V262H144ZM143 263V264H144ZM147 263V262H146ZM223 263V262H222ZM232 263V262H231ZM234 263V262H233ZM36 264V263H35ZM38 264V263H37ZM73 264V263H72ZM128 264V263H127ZM130 264V263H129ZM210 264V263H209ZM238 264V263H237ZM249 264V263H248ZM255 264V263H254Z\"/></svg>", "mask_w": 264, "mask_h": 264}, {"label": "built area", "instance_id": "4", "mask_svg": "<svg viewBox=\"0 0 264 264\" xmlns=\"http://www.w3.org/2000/svg\"><path fill=\"white\" fill-rule=\"evenodd\" d=\"M264 5L262 2H257L253 8L254 18L246 25H235L229 23L226 26L225 34L228 39H237L248 42L252 39L256 31L259 29V22L263 18ZM222 143H210L206 150L201 155H187L183 152L177 154V158L189 171L197 172L199 175L204 172H209L222 163L224 152ZM201 180L199 177L195 185Z\"/></svg>", "mask_w": 264, "mask_h": 264}]
</instances>
